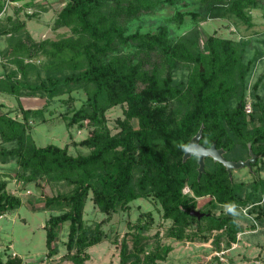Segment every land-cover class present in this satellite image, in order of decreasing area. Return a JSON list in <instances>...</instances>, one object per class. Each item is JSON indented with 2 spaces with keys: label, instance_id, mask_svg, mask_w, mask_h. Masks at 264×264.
Wrapping results in <instances>:
<instances>
[{
  "label": "trees",
  "instance_id": "1",
  "mask_svg": "<svg viewBox=\"0 0 264 264\" xmlns=\"http://www.w3.org/2000/svg\"><path fill=\"white\" fill-rule=\"evenodd\" d=\"M179 1L67 0L57 11L53 28H69L70 35L58 40L32 41L28 35H19L24 21L15 17L23 7H14V15L4 17L5 24L0 19V36H9L0 58L14 64L0 74V93L16 99L45 98L42 107L19 105L20 118L0 111V162L16 163L13 177L18 184L44 180L62 182L68 188L44 197L45 209L59 211L43 226L48 255L56 253V229L65 223V246L69 252L74 250L69 256L72 264H84L89 259L87 248L102 241L101 224L90 227L83 220L88 198L106 215L128 210L135 199L154 198L162 218L171 221L167 236L177 240L205 241L208 236L203 232L224 230L229 245L242 231L236 213L249 204L253 218L264 221V200L260 203L264 179L258 175L264 163V91H257L259 80L249 94L251 109L245 110L246 77L256 60L244 61L243 40L210 34L202 48L198 43L199 22L235 17L248 23L247 11L264 8V0H195L194 9L177 7L171 17L174 23L182 26L188 16L192 26L174 40L166 25L154 32H129L125 25ZM2 5L0 0V9ZM26 16L31 18L33 12ZM39 55L45 57L41 64L34 60ZM182 68L188 73L177 78L175 74ZM30 74L35 75L33 79ZM262 87L264 90V84ZM77 89L84 91V101L62 118L68 127H90L88 136L76 143L88 153L72 155L67 146L53 143L36 145L29 118L42 116L56 96L68 94L61 99L63 104L73 101L70 93ZM123 104V118L117 119L119 130L112 133L105 112ZM200 128L199 143L206 147L214 143L223 149L226 159L245 160L251 153L255 155L249 166L251 181H236L233 170L229 175L222 163L209 156L198 176V156L183 159V154ZM6 186L7 181L0 178V216L21 206L20 198ZM185 187L190 193L183 192ZM205 196L209 197L207 204L222 205L225 212L214 215L208 208H197L204 215L191 214L197 198ZM231 205L234 213L228 210ZM147 216L136 225L139 231L132 233L131 247L122 238L118 264H160L171 250L169 245L146 248L142 240L147 236L142 233L152 223L151 215ZM193 223L196 232L186 233ZM21 263L15 254L5 258L0 254V264Z\"/></svg>",
  "mask_w": 264,
  "mask_h": 264
},
{
  "label": "rangeland",
  "instance_id": "2",
  "mask_svg": "<svg viewBox=\"0 0 264 264\" xmlns=\"http://www.w3.org/2000/svg\"><path fill=\"white\" fill-rule=\"evenodd\" d=\"M14 4L6 8L0 19L5 24L6 15H14V7H23L18 12L15 20L24 21V26L18 31L23 38H30L32 41L42 39L58 40L70 35L69 28H53L57 11L65 4L67 0H13ZM179 1L175 6H165L150 14H144L126 23L129 32L140 30L142 32H154L161 25H166L171 39H176L185 33L192 22L188 16L185 17L182 26H177L171 19L177 7L182 11L194 9L197 7L195 0ZM16 3V5H15ZM18 3V4H17ZM3 6V5H2ZM33 12V16L28 18L26 13ZM250 15V21L239 20L235 17L212 18L198 23L200 29L199 47H203V41L207 35L215 34L218 37H228L234 40H243L246 42L244 61L255 59V65L246 77V105H250V91L256 81L258 84V93H263L262 84H264V8L256 7L247 11ZM8 35L0 36V50L8 45ZM260 50V51H259ZM261 52V55L257 52ZM256 57V58H255ZM37 63L45 61V57L39 55L34 59ZM14 67L0 58V74ZM188 73L187 68L178 70L175 74L177 78L185 77ZM42 75L44 73L42 72ZM30 74V78H34ZM68 94L56 96L45 106L42 116L38 118H29L31 125L30 134L36 145L43 146L48 143L59 146H67L68 152L72 155L86 154L88 149L85 146L76 143L89 134L90 127L81 128L76 125L68 127L63 120V114L70 115L73 109H77L85 99V93L82 89L74 90L70 93L73 101L63 104L61 99H66ZM45 104L43 97H20L16 99L5 93H0V111L7 112L12 117L20 118L19 105L24 108H37ZM245 105V107H246ZM123 105H116L105 112L106 123L112 133L119 130L117 119L123 118ZM251 109V108H250ZM246 110V109H245ZM135 124V120L133 122ZM12 144H8L10 147ZM17 169L13 160L5 163L0 162V178L7 181L6 189L9 193L17 195L21 200V206L5 215L0 216V254L3 258L6 254H12L20 257L21 264H72L70 254L65 242L67 239L68 223L62 224L56 229L54 245L56 253L48 255V249L45 245V228L43 227L48 217L59 211H49L43 206L45 196L56 194L59 191L67 190V186L62 182L48 184L44 180L31 183L18 184L13 177ZM255 169V168H252ZM236 181L248 182L252 180V172L249 167H242L233 170ZM264 179V163L259 174ZM6 176V177H3ZM264 194H262L263 202ZM196 209H210L214 215L225 212L222 205L211 207L208 203L209 197H199L196 200ZM257 205V203H255ZM253 204V205H255ZM128 210L118 209L111 215L101 213L93 204L90 198L87 199L83 220L85 225L94 227L95 224H101L104 232L100 243L87 248L89 259L84 264H118L119 248L122 238H127L128 246H132L131 235L139 231L136 229L138 222H145L148 219L147 213L152 217V223L148 229L143 231L147 238L143 239L147 249L156 245H169L171 250L166 254L160 264H264V221L259 222L253 218L254 213L248 212L252 204L247 207H241L236 213L235 219L242 227V231L237 233L236 240L227 245L224 230H212L203 232L208 238L205 241L198 239L189 240L167 236V230L170 226L169 219L162 218V211L154 198H138L130 202ZM139 219H141L139 221ZM197 225L193 223L186 229L187 232H196ZM218 237H220L218 240ZM218 240V247L214 241Z\"/></svg>",
  "mask_w": 264,
  "mask_h": 264
},
{
  "label": "water",
  "instance_id": "3",
  "mask_svg": "<svg viewBox=\"0 0 264 264\" xmlns=\"http://www.w3.org/2000/svg\"><path fill=\"white\" fill-rule=\"evenodd\" d=\"M203 69L201 68V71ZM201 129L200 128L196 134L191 138L190 142L188 143L184 154L183 159L188 158L191 154H196L198 156V176L202 173L204 168V158L211 157L213 160L222 163L228 172L231 175L232 170L242 167H249L251 163L255 161V155L251 153V157L245 160H229L226 159L223 155V149L217 148L216 145L213 143L209 147H206L199 143V139L201 137ZM191 214L195 215L197 218H200L204 215V213L200 212L199 209H192L190 211Z\"/></svg>",
  "mask_w": 264,
  "mask_h": 264
},
{
  "label": "built area",
  "instance_id": "4",
  "mask_svg": "<svg viewBox=\"0 0 264 264\" xmlns=\"http://www.w3.org/2000/svg\"><path fill=\"white\" fill-rule=\"evenodd\" d=\"M13 2H14L13 0H3V6L0 9V18L3 15V13L6 12V8L10 7L12 4H14ZM15 5H16V3H15ZM245 109H246V112H249L250 111V105L249 104L246 105ZM183 192L190 193V190L188 189V187H185L183 189Z\"/></svg>",
  "mask_w": 264,
  "mask_h": 264
},
{
  "label": "clouds",
  "instance_id": "5",
  "mask_svg": "<svg viewBox=\"0 0 264 264\" xmlns=\"http://www.w3.org/2000/svg\"><path fill=\"white\" fill-rule=\"evenodd\" d=\"M228 210H229L230 212H233V213H234L235 206H234V205L229 206V207H228Z\"/></svg>",
  "mask_w": 264,
  "mask_h": 264
}]
</instances>
